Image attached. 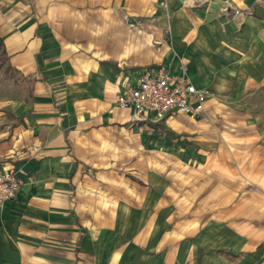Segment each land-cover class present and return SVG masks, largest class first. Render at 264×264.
Listing matches in <instances>:
<instances>
[{"label":"crops","instance_id":"1","mask_svg":"<svg viewBox=\"0 0 264 264\" xmlns=\"http://www.w3.org/2000/svg\"><path fill=\"white\" fill-rule=\"evenodd\" d=\"M0 39V264H264V0H0ZM152 66L197 117L116 105Z\"/></svg>","mask_w":264,"mask_h":264},{"label":"built area","instance_id":"2","mask_svg":"<svg viewBox=\"0 0 264 264\" xmlns=\"http://www.w3.org/2000/svg\"><path fill=\"white\" fill-rule=\"evenodd\" d=\"M208 94L196 88L182 69L177 74L163 67L145 69L135 85L120 86L116 105L133 112L135 122L163 120L181 113L197 117L203 110ZM23 177L15 168H0V208L12 200L23 185Z\"/></svg>","mask_w":264,"mask_h":264},{"label":"rangeland","instance_id":"3","mask_svg":"<svg viewBox=\"0 0 264 264\" xmlns=\"http://www.w3.org/2000/svg\"><path fill=\"white\" fill-rule=\"evenodd\" d=\"M2 57H3V55H2V49L0 48V61L3 62ZM11 79H14V77L12 76L11 72H9L8 70H6V65H5V61H4L3 62V66L0 69V91L3 90V88L5 86H8V84H6V81H11Z\"/></svg>","mask_w":264,"mask_h":264},{"label":"trees","instance_id":"4","mask_svg":"<svg viewBox=\"0 0 264 264\" xmlns=\"http://www.w3.org/2000/svg\"><path fill=\"white\" fill-rule=\"evenodd\" d=\"M0 48H2V42H1V39H0ZM2 55H3L2 59H3V62H4V61H6V56H5V52H4V51H2ZM3 62L0 61V69H1L2 66H3Z\"/></svg>","mask_w":264,"mask_h":264}]
</instances>
